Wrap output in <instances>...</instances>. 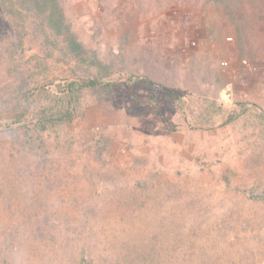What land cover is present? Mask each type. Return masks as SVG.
Masks as SVG:
<instances>
[{
	"label": "rangeland",
	"instance_id": "374dc122",
	"mask_svg": "<svg viewBox=\"0 0 264 264\" xmlns=\"http://www.w3.org/2000/svg\"><path fill=\"white\" fill-rule=\"evenodd\" d=\"M62 1L116 76L147 75L160 93L124 83L110 100L87 96L76 148L43 167L0 148V240L29 222L65 228L7 264H132L135 247L118 257L126 242L163 256L153 264H264V0ZM48 52L28 35L25 62L71 72ZM98 131L111 151L88 157Z\"/></svg>",
	"mask_w": 264,
	"mask_h": 264
},
{
	"label": "trees",
	"instance_id": "16d2710c",
	"mask_svg": "<svg viewBox=\"0 0 264 264\" xmlns=\"http://www.w3.org/2000/svg\"><path fill=\"white\" fill-rule=\"evenodd\" d=\"M30 34L49 50L48 57H53L58 50L64 63L71 64V72L58 77L51 75L50 66L45 62L32 61L33 58L25 62V42ZM0 69V135L4 142L0 148L4 155L9 152L5 159L10 163L19 160L32 167H43L44 162L59 153L76 148L78 136L70 126L85 114L87 96H97L99 102L110 100L124 83L149 92L155 100L160 93L158 83L147 75L116 76L112 64L102 60L97 49L90 48L78 37L62 0H0ZM172 96L183 109L182 92ZM201 116L208 120V115ZM239 116L237 110L230 113L231 118ZM261 118L264 119V114ZM111 144V139L102 131L95 132L87 156L103 157L110 153ZM45 225L29 222L15 226L8 238L0 240V264L12 260L16 250L29 240L47 246L62 238L65 228L62 232L56 226ZM92 243H83V255ZM131 247L137 250L131 258L132 264H153L159 257L163 259L151 252L147 256L148 250L140 252L137 243L127 242L125 253L118 257L124 255L129 261Z\"/></svg>",
	"mask_w": 264,
	"mask_h": 264
}]
</instances>
